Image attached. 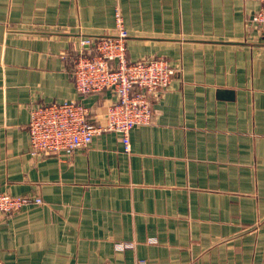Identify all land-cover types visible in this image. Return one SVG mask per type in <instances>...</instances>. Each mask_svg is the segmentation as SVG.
<instances>
[{"label":"crops","instance_id":"crops-1","mask_svg":"<svg viewBox=\"0 0 264 264\" xmlns=\"http://www.w3.org/2000/svg\"><path fill=\"white\" fill-rule=\"evenodd\" d=\"M256 0H0V264H264V30ZM118 8L131 62L174 76L125 152L104 133L70 158L29 155V109L80 100L79 41ZM82 103L103 122L109 91ZM132 248L116 250L115 244Z\"/></svg>","mask_w":264,"mask_h":264},{"label":"built area","instance_id":"built-area-1","mask_svg":"<svg viewBox=\"0 0 264 264\" xmlns=\"http://www.w3.org/2000/svg\"><path fill=\"white\" fill-rule=\"evenodd\" d=\"M256 1L259 7L251 21L264 30V0ZM127 39L122 15L116 8L112 34L79 41L72 80L81 99L30 107L27 130L31 157L70 158L104 133L118 134L124 151L128 152L130 131L152 123V102L168 88L174 70L162 57L129 61ZM103 91L110 92L113 102L105 107L104 121L94 122L92 112L81 100ZM30 204L41 205L42 200L0 193V214L15 215ZM132 246L118 243L115 249Z\"/></svg>","mask_w":264,"mask_h":264}]
</instances>
